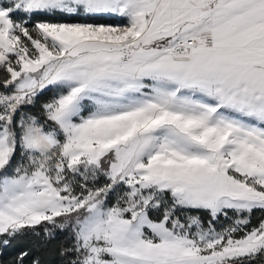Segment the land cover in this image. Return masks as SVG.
Wrapping results in <instances>:
<instances>
[{
    "label": "snow or ice",
    "instance_id": "1",
    "mask_svg": "<svg viewBox=\"0 0 264 264\" xmlns=\"http://www.w3.org/2000/svg\"><path fill=\"white\" fill-rule=\"evenodd\" d=\"M0 264H264V0H0Z\"/></svg>",
    "mask_w": 264,
    "mask_h": 264
},
{
    "label": "trees",
    "instance_id": "2",
    "mask_svg": "<svg viewBox=\"0 0 264 264\" xmlns=\"http://www.w3.org/2000/svg\"><path fill=\"white\" fill-rule=\"evenodd\" d=\"M259 216H260V213H259V212L254 213V221H255V218H256V217H259Z\"/></svg>",
    "mask_w": 264,
    "mask_h": 264
}]
</instances>
